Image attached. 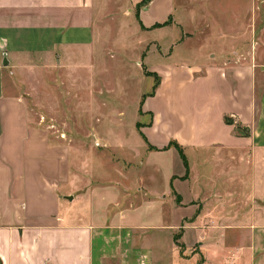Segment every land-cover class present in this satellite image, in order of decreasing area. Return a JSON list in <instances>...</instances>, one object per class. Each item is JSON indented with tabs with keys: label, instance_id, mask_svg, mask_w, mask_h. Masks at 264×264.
<instances>
[{
	"label": "crops",
	"instance_id": "1",
	"mask_svg": "<svg viewBox=\"0 0 264 264\" xmlns=\"http://www.w3.org/2000/svg\"><path fill=\"white\" fill-rule=\"evenodd\" d=\"M98 1L0 0V264H264V25L247 57L157 65L139 108L153 123L145 138L136 123L129 167L115 170L36 119L5 78L32 58L39 83L41 59L96 58Z\"/></svg>",
	"mask_w": 264,
	"mask_h": 264
},
{
	"label": "rangeland",
	"instance_id": "2",
	"mask_svg": "<svg viewBox=\"0 0 264 264\" xmlns=\"http://www.w3.org/2000/svg\"><path fill=\"white\" fill-rule=\"evenodd\" d=\"M136 3V0L98 1L102 9L97 17L99 40L103 43L96 58L90 55L86 58L88 54L82 57L86 66L59 64L56 56L45 62L41 59L39 83L35 68L39 59L32 58L22 68L17 64L16 74L8 71L5 77L7 89L28 98L36 119L55 125L58 134L65 132L71 136L89 158L93 157L92 161H96L95 156L103 157L115 170L119 167L124 171L129 167L128 141L138 135L134 132L136 123L143 134L142 128L152 125L155 117L154 112L146 114L139 108L142 94L143 100L155 96L162 82L157 65L183 60L192 67L201 58L212 61L225 55L226 50L235 57H247L264 25V0H174L173 11L166 16L169 1L167 5L166 0H157L145 17V5L139 7L140 2ZM141 10L144 21L167 19L164 22L171 25L150 27L140 18ZM225 37L231 40V47L223 41ZM101 131L107 141L96 133ZM193 155L192 148L186 146L183 156L189 169Z\"/></svg>",
	"mask_w": 264,
	"mask_h": 264
},
{
	"label": "trees",
	"instance_id": "3",
	"mask_svg": "<svg viewBox=\"0 0 264 264\" xmlns=\"http://www.w3.org/2000/svg\"><path fill=\"white\" fill-rule=\"evenodd\" d=\"M152 0H142L139 4H138V6L139 7H141V6H143V5H148L150 2H151ZM168 22V21H167ZM167 22H164V23H155L153 26H155V27H160V26H163V25H165V24H167ZM151 74V73H150ZM178 148H179V150H180V152H181V154H182V156H183V151H182V148L178 145ZM183 158H184V156H183ZM184 161H185V158H184ZM186 164V163H185Z\"/></svg>",
	"mask_w": 264,
	"mask_h": 264
},
{
	"label": "water",
	"instance_id": "4",
	"mask_svg": "<svg viewBox=\"0 0 264 264\" xmlns=\"http://www.w3.org/2000/svg\"><path fill=\"white\" fill-rule=\"evenodd\" d=\"M4 64H8V60H7V58L4 59Z\"/></svg>",
	"mask_w": 264,
	"mask_h": 264
}]
</instances>
